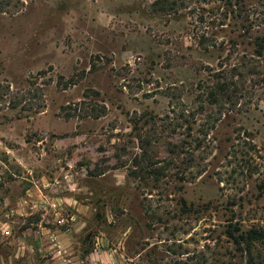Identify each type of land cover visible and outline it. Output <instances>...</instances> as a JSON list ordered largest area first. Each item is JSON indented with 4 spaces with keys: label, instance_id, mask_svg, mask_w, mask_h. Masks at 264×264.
I'll return each mask as SVG.
<instances>
[{
    "label": "rangeland",
    "instance_id": "374dc122",
    "mask_svg": "<svg viewBox=\"0 0 264 264\" xmlns=\"http://www.w3.org/2000/svg\"><path fill=\"white\" fill-rule=\"evenodd\" d=\"M156 1L0 0V264H247L264 0Z\"/></svg>",
    "mask_w": 264,
    "mask_h": 264
},
{
    "label": "trees",
    "instance_id": "16d2710c",
    "mask_svg": "<svg viewBox=\"0 0 264 264\" xmlns=\"http://www.w3.org/2000/svg\"><path fill=\"white\" fill-rule=\"evenodd\" d=\"M215 3L219 5L217 7L218 11L219 9L223 10V12L216 19L219 27L224 28V26H228L226 24L227 21L232 20L233 22H239L238 26L241 29H244V31H249L250 20L245 10V0H215ZM174 5L175 3L173 2L158 0L153 6L157 8L159 7L162 9H167L173 7ZM200 42V44L203 45L202 41ZM256 46L258 47V57L263 56L264 43L257 42ZM174 149L176 148L173 147V149L170 151L171 154L172 152L173 154H175ZM181 211L184 214L192 213L198 215L200 213L198 209L193 210L192 208L187 207L184 201L182 202ZM226 237L236 247V251L247 256V264H264V253H262V249H260L264 247L263 231L251 229L247 232L241 233L240 230L231 229L227 232ZM207 250L208 252H212L209 251L212 250L210 248H208ZM214 253L215 252H212L211 254L213 263L218 262L217 256H215ZM201 257L202 260H205L207 262L206 256L204 254H202Z\"/></svg>",
    "mask_w": 264,
    "mask_h": 264
},
{
    "label": "built area",
    "instance_id": "2783aa9c",
    "mask_svg": "<svg viewBox=\"0 0 264 264\" xmlns=\"http://www.w3.org/2000/svg\"><path fill=\"white\" fill-rule=\"evenodd\" d=\"M60 254V253H59Z\"/></svg>",
    "mask_w": 264,
    "mask_h": 264
}]
</instances>
